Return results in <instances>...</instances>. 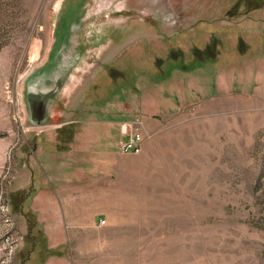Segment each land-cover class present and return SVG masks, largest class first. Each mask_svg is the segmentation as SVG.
<instances>
[{
	"label": "rangeland",
	"instance_id": "rangeland-1",
	"mask_svg": "<svg viewBox=\"0 0 264 264\" xmlns=\"http://www.w3.org/2000/svg\"><path fill=\"white\" fill-rule=\"evenodd\" d=\"M60 1L0 0V264L46 256L27 220L34 185L17 186L42 172L34 138L57 132L117 150L94 156L91 222L66 247L73 264H264V0H93L97 60L67 96L59 118L70 123L29 127L21 87L46 57ZM206 15L223 17L222 57L194 49ZM192 27L191 40L177 33ZM177 42L184 54L170 50ZM89 117L123 122L80 127ZM133 122L140 151L123 152Z\"/></svg>",
	"mask_w": 264,
	"mask_h": 264
},
{
	"label": "crops",
	"instance_id": "crops-1",
	"mask_svg": "<svg viewBox=\"0 0 264 264\" xmlns=\"http://www.w3.org/2000/svg\"><path fill=\"white\" fill-rule=\"evenodd\" d=\"M222 18H219L220 21ZM202 20L204 24L209 25L213 23L215 16L206 15L199 21ZM188 29L190 28L177 33H185ZM163 40L165 41V38ZM91 121L93 126L98 127L101 124V130L108 128L106 124L123 122L121 119L91 120L89 117L82 119L80 127L83 128L90 123L91 129ZM60 123H70V121H60ZM64 133L57 132L50 137L46 136L44 143H40L42 138H34L37 152L47 151V156H41L44 157L42 172H35L34 167L28 169V172L22 174L17 186L20 190L21 187L24 189L31 184L34 185L31 187L32 197L29 205L35 216L34 224L44 240L43 244H36L34 247V253L46 254L44 259L39 261L41 264H73L66 247L70 246V238L78 236L82 227H86L87 223L91 222V197L94 196L91 190L98 186L97 182L91 181V171H96L95 167L91 168V164H95L94 156L98 153L99 156L110 157L117 153L109 138H106L108 140L106 142L105 138L98 135L93 137V134L89 135L90 133L80 132L72 137ZM84 136L87 138L84 139ZM91 156L94 157L92 160ZM77 163H80L81 168L74 166ZM27 227L28 223L25 220V228Z\"/></svg>",
	"mask_w": 264,
	"mask_h": 264
},
{
	"label": "water",
	"instance_id": "water-1",
	"mask_svg": "<svg viewBox=\"0 0 264 264\" xmlns=\"http://www.w3.org/2000/svg\"><path fill=\"white\" fill-rule=\"evenodd\" d=\"M93 4V0L60 1L46 57L21 87V105L27 126L59 123L79 70L90 60H97V48L91 47V43L96 39V20L102 15L96 16L92 10L90 15L87 13ZM102 13L120 14L119 11Z\"/></svg>",
	"mask_w": 264,
	"mask_h": 264
},
{
	"label": "trees",
	"instance_id": "trees-1",
	"mask_svg": "<svg viewBox=\"0 0 264 264\" xmlns=\"http://www.w3.org/2000/svg\"><path fill=\"white\" fill-rule=\"evenodd\" d=\"M252 1H254V0H251V2ZM251 5H252V6H250L251 8L252 7H258L259 2H254ZM248 9H249V6L246 5V10H248ZM239 10H240V5H239V3H236V4H234L231 7V9L229 10V12L233 16V15L238 14L239 13ZM200 22H201V25H200V28L199 29H200V31L202 33L204 31V37H205L204 44L205 45L203 47H198L197 45H195V47H194L195 51L198 52V53H200V54H202V55H205L207 58H211V59L213 57H211L210 54H220L221 57H222L224 55L223 42H222L223 41V38H224L223 32L224 31L227 32L226 28H224L223 25H219V26L217 25V24H222L221 22H219V19H215L213 21V23H211L209 25L204 24L205 22L203 20L200 21ZM189 30H195V28L192 27V28L188 29L185 33H183V35H182L183 40H185V39L191 40L195 36L194 34H191L190 32H188ZM236 32L238 33V30ZM227 33H225V34H227ZM231 36H233L235 38V35H232L231 34ZM172 39L173 38L169 39L170 42H172ZM240 39L238 37L236 38L238 44L239 43H241V44L243 43L242 40L241 41H238ZM177 43H179V44H174L173 43L172 44V48H170V50H174L175 53L177 51V54L179 52H183V54H184L185 50L182 48V43L181 42H177ZM220 48H221V51H223V52H220L219 53ZM236 48L238 49V47H236ZM214 62H213L214 64H218V61H214ZM29 211H30V214L28 215L29 218L27 220H28L29 226L31 225L30 227H33V225L35 223V219H34L35 216H34V213L32 212L31 209Z\"/></svg>",
	"mask_w": 264,
	"mask_h": 264
},
{
	"label": "built area",
	"instance_id": "built-area-1",
	"mask_svg": "<svg viewBox=\"0 0 264 264\" xmlns=\"http://www.w3.org/2000/svg\"><path fill=\"white\" fill-rule=\"evenodd\" d=\"M125 124L122 125L123 131L127 133L128 131V122H124ZM136 124L133 122L129 128L130 135H128L129 139L125 138L120 141L119 147L123 152H139L141 143H142V135L138 132L135 128ZM134 133V134H133ZM102 222H105L104 220Z\"/></svg>",
	"mask_w": 264,
	"mask_h": 264
},
{
	"label": "bare ground",
	"instance_id": "bare-ground-1",
	"mask_svg": "<svg viewBox=\"0 0 264 264\" xmlns=\"http://www.w3.org/2000/svg\"><path fill=\"white\" fill-rule=\"evenodd\" d=\"M110 1H111V0H107L105 3H107V4H108ZM111 205H112V204H111Z\"/></svg>",
	"mask_w": 264,
	"mask_h": 264
}]
</instances>
